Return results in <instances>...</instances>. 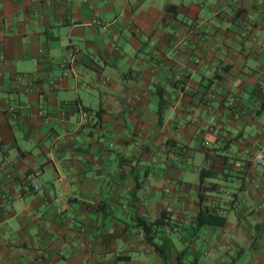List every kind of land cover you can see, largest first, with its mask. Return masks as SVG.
<instances>
[{"label":"crops","instance_id":"1","mask_svg":"<svg viewBox=\"0 0 264 264\" xmlns=\"http://www.w3.org/2000/svg\"><path fill=\"white\" fill-rule=\"evenodd\" d=\"M0 264H264V0H0Z\"/></svg>","mask_w":264,"mask_h":264},{"label":"built area","instance_id":"2","mask_svg":"<svg viewBox=\"0 0 264 264\" xmlns=\"http://www.w3.org/2000/svg\"><path fill=\"white\" fill-rule=\"evenodd\" d=\"M80 51L76 50V49H70V57L68 60H65L63 61L62 63H60V67L63 69V76H66L68 74H72V75H75V71L74 69L71 68V66L73 65V61H74V57L76 54H78ZM7 112L9 114H11L12 117L16 118L18 116V111L17 109H15V107H12L10 106L8 109H7ZM255 161L256 162H259V157H256L255 158ZM41 171L40 170H37V171H34L33 173H31L29 175V178L32 179V178H36L40 175ZM55 182L59 185H61L63 183V177L61 176H58L56 179H55ZM44 187V183L42 181H37L34 185H33V190L34 191H40L42 188ZM49 195L53 198H55V191L54 190H51L49 192ZM233 205L236 206L237 205V202L234 201L233 202Z\"/></svg>","mask_w":264,"mask_h":264},{"label":"trees","instance_id":"3","mask_svg":"<svg viewBox=\"0 0 264 264\" xmlns=\"http://www.w3.org/2000/svg\"><path fill=\"white\" fill-rule=\"evenodd\" d=\"M201 182H202V174H201ZM201 214V213H200ZM199 217V216H198ZM197 217L196 221L199 222V218ZM165 214L161 215L158 219L154 220L153 222H146L145 220L138 219L137 224L141 227L145 234L146 241L154 248L155 252L163 259L166 260V257L164 253L160 250V248L155 245L154 242H152L153 236L155 234V231L163 227L165 225Z\"/></svg>","mask_w":264,"mask_h":264}]
</instances>
